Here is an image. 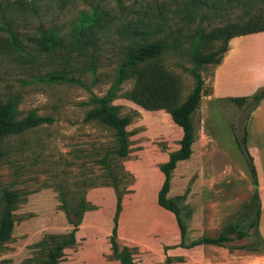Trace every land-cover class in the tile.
Listing matches in <instances>:
<instances>
[{
    "label": "rangeland",
    "instance_id": "rangeland-1",
    "mask_svg": "<svg viewBox=\"0 0 264 264\" xmlns=\"http://www.w3.org/2000/svg\"><path fill=\"white\" fill-rule=\"evenodd\" d=\"M187 1L0 0V23L12 16L19 20L13 30L24 51L23 57L10 51L0 30L7 47L0 51V100H16L19 121L32 111L46 118L1 145L0 218L10 198L14 225L10 239L0 243V264H49L48 252L61 243L67 245L55 264H120L110 244L117 196L116 242L129 248L134 264H264V242L255 230L243 238L229 232L230 225L246 230L258 188L240 150L249 109L212 97L213 64L200 69L203 95L191 117L192 154L172 170L167 197L180 198L186 244L225 233L231 241L221 246H179L175 217L158 205L157 194L160 166L179 148L182 131L166 111H146L125 97L134 79L125 81L111 101L119 116L131 117L126 157L113 153L117 142L110 128L85 121L93 108L90 94L106 95L129 50L164 43L161 55L143 68L177 86L181 104L194 87L188 70L196 51L220 50L224 28L250 13L256 23L264 20L262 0H223L218 8L208 0L209 7L190 18L184 14ZM26 4L36 11L21 7ZM95 7L104 19L78 41L80 19ZM157 21L161 32L145 42L133 43L123 33L128 26ZM48 29L59 32L54 52L39 42L40 32ZM59 72L83 85L40 80Z\"/></svg>",
    "mask_w": 264,
    "mask_h": 264
},
{
    "label": "trees",
    "instance_id": "trees-1",
    "mask_svg": "<svg viewBox=\"0 0 264 264\" xmlns=\"http://www.w3.org/2000/svg\"><path fill=\"white\" fill-rule=\"evenodd\" d=\"M207 1L208 0H188L184 7L185 17H193L195 11L201 10L204 7H209ZM222 1L223 0H214L212 7L218 8ZM240 1L241 0H225V3H240ZM262 1L264 2V0ZM21 7L23 9L36 11L35 6L32 4H26ZM262 17L264 18V13ZM101 19H104V14H102L99 7L92 8L89 15H83L80 19L79 25L77 26V29L79 30V33H77V36H79L78 41H80L82 37H86L93 33L94 29H96L97 25L101 22ZM257 19L258 18L256 16L250 13L246 19H243L242 22H235L224 28V45L220 50L206 55H198L196 51L194 55V66L188 70L194 79V87L181 104H178L177 86L169 81H165L163 74L157 75L154 72H147L143 68V66L150 64L161 55L165 46L161 41L140 44L138 47L129 50L118 68L114 84L108 90L106 95L103 97H96L95 95L90 94L89 103L93 105V108L86 114L85 121H98L114 132L117 148L113 153L119 157H126L129 150V134L127 127L131 122V117L127 115L119 116L116 108L111 105V101L115 98L116 92L119 90L121 85L130 78L134 79L135 84L134 87L125 94V97L141 106L146 111H166L172 122L181 129L182 136L179 142V148L170 153L167 161L160 166L163 181L157 194V203L164 209L171 211L174 215L180 235L179 246L182 248H195L204 245L221 246L222 244L231 241V238L228 235L222 233L216 237L203 236L197 240L191 241L189 244H186L187 227L183 218L180 216V207L178 206L180 198H168L167 194L170 188L172 170L175 169L179 162L187 160L192 154V145L194 143L195 136L191 117L197 109L203 95L204 82L200 74L201 67L211 64H213L214 67L217 66L221 62L224 54L227 52L228 43L232 38L263 32L264 20H261V24H258L256 23ZM18 21L19 20L16 19L15 16H12L8 22L0 23V30L3 29V32L6 34L3 41L8 44V49L10 51L19 52L23 57V47L18 39V34L13 30ZM161 27L160 21H157L155 24H143L138 29H129L130 26H128V28L124 29L123 33L126 37H128L129 41H132L133 43H135L137 38L145 42L146 39L160 33ZM59 38V32L55 29L42 30L39 35V42L43 50L54 52L57 48ZM3 48L7 47H3L2 39L0 37V51H2ZM40 80H44L49 83L66 82L81 86L83 85L78 79L69 77L66 72L46 74L45 78ZM227 99L235 103L238 107H247L250 114L251 111L257 107L259 102L264 99V87L259 88L250 96L232 97ZM16 115V100H0V160L4 156V151L1 145L7 136L20 134L27 129L46 122V118L37 116L34 111L28 113L20 121L16 119ZM241 144L240 150L245 158L248 171L253 179L254 185H258L257 172L246 148L245 128ZM10 203L11 199L8 198L7 208L4 210L0 218V243L7 241L11 237L14 221L9 208ZM250 207L252 210V219L247 223L246 230L238 229L235 225H230L229 232L236 234L238 238H243L247 236L248 230L253 229L258 235V238L264 242V239L258 233V221L261 211L258 190H256L253 194L252 205ZM120 209V197L117 196L113 217L112 236L110 237L112 255L120 262V264H134L132 253L129 248H120L116 242ZM74 229L73 233L76 231V227ZM66 245V243L57 244L55 245L54 250L48 252L49 264H55Z\"/></svg>",
    "mask_w": 264,
    "mask_h": 264
},
{
    "label": "crops",
    "instance_id": "crops-1",
    "mask_svg": "<svg viewBox=\"0 0 264 264\" xmlns=\"http://www.w3.org/2000/svg\"><path fill=\"white\" fill-rule=\"evenodd\" d=\"M264 87V31L232 38L211 76L214 99L250 96ZM246 148L257 172L261 203L258 233L264 239V99L245 122Z\"/></svg>",
    "mask_w": 264,
    "mask_h": 264
},
{
    "label": "water",
    "instance_id": "water-1",
    "mask_svg": "<svg viewBox=\"0 0 264 264\" xmlns=\"http://www.w3.org/2000/svg\"><path fill=\"white\" fill-rule=\"evenodd\" d=\"M257 187V186H256Z\"/></svg>",
    "mask_w": 264,
    "mask_h": 264
}]
</instances>
